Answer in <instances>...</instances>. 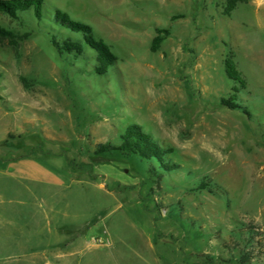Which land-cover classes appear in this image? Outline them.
Returning a JSON list of instances; mask_svg holds the SVG:
<instances>
[{"label":"rangeland","instance_id":"1","mask_svg":"<svg viewBox=\"0 0 264 264\" xmlns=\"http://www.w3.org/2000/svg\"><path fill=\"white\" fill-rule=\"evenodd\" d=\"M226 6L45 0L46 17L60 9L111 46L118 61L105 76L89 49L59 55L51 35L62 31L47 19L0 15L23 37L0 40V264H103L94 248L118 201L151 213L173 262L264 264V0ZM157 30L169 35L152 52ZM229 55L247 84L242 109L221 104L234 95ZM130 125L171 151L163 165L97 152Z\"/></svg>","mask_w":264,"mask_h":264},{"label":"trees","instance_id":"2","mask_svg":"<svg viewBox=\"0 0 264 264\" xmlns=\"http://www.w3.org/2000/svg\"><path fill=\"white\" fill-rule=\"evenodd\" d=\"M241 1L245 0H227L225 14L230 15ZM28 13H31L37 22L40 23L47 19L59 31H62L57 33L54 30L51 35V45L59 55L73 57L78 60L85 58L86 49L91 50L95 55L96 64L94 72L98 76L107 75L109 70L117 63L118 58L113 53L111 46L103 39L98 38L90 25L73 19L68 13L60 9H54L52 16L49 14L46 17L45 0H0V15L17 21L20 19L21 14ZM65 32L66 34H70V36L66 35ZM168 35L167 30H157L151 51L157 52ZM73 36H78L79 38L77 39ZM21 38L23 37L18 36L14 31L0 26V40H16ZM224 64L227 77L234 83V95L229 99H222L221 104L233 110L242 109L236 103V94L242 89H246V80L239 71L232 55L226 57ZM121 140L122 143L119 146L101 145L97 152L105 154L119 151L126 156L134 155L144 160H156L161 165H163L165 153L171 152L164 151L153 140L152 136L144 133L138 125H130L121 137ZM192 257L201 260L202 264H229V260H223L221 257H214L209 254Z\"/></svg>","mask_w":264,"mask_h":264},{"label":"crops","instance_id":"3","mask_svg":"<svg viewBox=\"0 0 264 264\" xmlns=\"http://www.w3.org/2000/svg\"><path fill=\"white\" fill-rule=\"evenodd\" d=\"M155 237V220L143 205L118 201L103 218L102 244L94 250L103 264H178L167 258V248L155 244ZM75 257L59 256L58 261L72 264Z\"/></svg>","mask_w":264,"mask_h":264}]
</instances>
